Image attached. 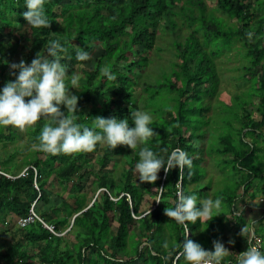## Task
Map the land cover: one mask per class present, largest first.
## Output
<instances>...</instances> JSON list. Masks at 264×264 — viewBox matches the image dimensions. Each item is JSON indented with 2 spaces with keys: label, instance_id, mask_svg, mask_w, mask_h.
<instances>
[{
  "label": "trees",
  "instance_id": "16d2710c",
  "mask_svg": "<svg viewBox=\"0 0 264 264\" xmlns=\"http://www.w3.org/2000/svg\"><path fill=\"white\" fill-rule=\"evenodd\" d=\"M246 3L247 0H45L49 27L32 28L22 15L27 11L24 0H0V87L14 79L9 74L10 63L23 59L28 64L36 55L46 56L49 41L58 40L66 48L61 60L66 83L72 74L80 77L79 88L72 90L78 96V110L68 113L75 115L76 123L94 129L93 118L100 116L125 118L131 126V112L141 110L151 115V126L157 134L134 149L126 162L127 169L110 177L104 169L113 157L124 153L126 145L112 149L104 143L101 155L95 158L100 143L91 152L51 155L39 149L38 136L41 128L52 121L42 118L27 127L35 145L29 148L21 167L14 164L8 168L16 151L3 163L5 173L13 177L22 169L27 171L15 180L0 176V225L6 228L8 221L14 223L9 216L27 217L32 203V211L57 234L69 227L70 217L79 214L63 237L51 234L39 222L15 233L11 226L2 229L10 233V238L4 240L1 264H187L181 255L185 238L206 250H213V241L224 244L225 240L217 236L222 220L207 224L198 219L180 225L164 210L175 205L178 192L195 194L198 201L207 196L197 189L202 179L197 167L203 162L197 145L202 144L204 134L196 132L208 126V108L201 104L218 92L215 60L233 53L247 61L239 69L242 76L238 79L247 81L243 92L252 91L249 105L253 110H245L242 116L237 113L239 131L234 129L235 123L233 127L230 124L231 132L216 127L215 135L208 139L215 144L204 155L230 157L223 166L228 169L230 164L232 176L241 179L234 184V193L220 194L222 204L230 210L225 217L235 220L239 230L246 224L250 228L244 214L239 213L244 201L235 192L241 191L250 200L264 196V171L254 165L256 154L264 149L254 138L256 133L264 135V0ZM160 34L171 38L175 62L157 68L151 76L147 73L149 56L161 53V48L155 46ZM6 37L9 40L5 43ZM77 47L88 50L89 59L78 61ZM105 66L116 74L114 81L100 74V68ZM239 95L234 94L237 100ZM61 111H65L63 105ZM13 127L0 125V144L13 140ZM140 147L165 159L172 150L182 149L192 159V168H174L168 173L161 169L155 182L142 183L135 171ZM87 165L90 167L85 169ZM89 177L94 179L90 191L100 192L94 204L80 213L87 206ZM54 183L65 193L60 206L53 203L51 196ZM237 199L241 204L236 208ZM144 200L149 212L140 217ZM61 212L64 216L53 218ZM262 213L261 222L264 208ZM251 229L264 253V227ZM72 232L75 239L69 249L68 234ZM165 242L167 248L163 247ZM230 245L232 252L222 264H236L237 255L247 249L248 242L235 234Z\"/></svg>",
  "mask_w": 264,
  "mask_h": 264
},
{
  "label": "clouds",
  "instance_id": "9594fccd",
  "mask_svg": "<svg viewBox=\"0 0 264 264\" xmlns=\"http://www.w3.org/2000/svg\"><path fill=\"white\" fill-rule=\"evenodd\" d=\"M44 5L45 0H24L27 11L22 15L27 26L49 27ZM77 49L78 61L89 59L88 50L80 47ZM65 52L66 48L60 41L51 40L46 48V56L36 55L28 64L21 59L18 63L8 65L9 74L14 79L0 87V125L24 129L35 125L42 118L50 119L52 123L44 125L40 130L38 147L51 155L91 152L98 143H105L112 149L117 145H126L134 150L157 135L151 126V115L141 110L131 112V126L125 118L100 116L93 118L94 129L76 123L75 115L70 116L68 113L74 114L78 110V96L70 89L79 88L80 77L72 74L66 83V70L61 63L62 54ZM99 71L109 82L116 79V74L107 66L101 67ZM62 105L65 111H61ZM138 156L135 171L140 182H155L161 169L168 173L174 168L179 171L192 168V159L179 148L172 150L165 159L158 157L147 147H140ZM3 170L4 168H0V172L5 173ZM24 170L27 171V168L22 169ZM32 171L36 178V171ZM34 187L37 189L36 185ZM176 196L175 205L165 208L164 212L180 225H186V222L194 223L198 219L208 224L214 216L220 214V198H204L198 201L195 194L184 195L180 192ZM33 206L34 203L31 209ZM12 220L15 223V218ZM185 236L188 237V233ZM181 246V255L187 264H222L223 258L229 252L218 240L213 241V250H206L189 238H185ZM163 247H168L166 242ZM236 264H264V253L248 242L247 249L237 255Z\"/></svg>",
  "mask_w": 264,
  "mask_h": 264
},
{
  "label": "rangeland",
  "instance_id": "374dc122",
  "mask_svg": "<svg viewBox=\"0 0 264 264\" xmlns=\"http://www.w3.org/2000/svg\"><path fill=\"white\" fill-rule=\"evenodd\" d=\"M254 0H247V3L253 2ZM246 3V4H247ZM221 16V15H219ZM9 40L8 37L3 39V42L6 43V41ZM170 42L171 38L168 36H165L163 34H160L159 37L156 40L155 46L161 48V53L157 55L151 54L150 57V63L148 65L147 73L151 76L155 75V72L158 70L157 68L159 67H167L171 62H175V59L172 56L171 52V47H170ZM11 45L12 41L10 42ZM135 57V56H134ZM243 57L237 56L235 53L227 56V57H222L218 60H215V66H216V73H217V78H218V88H217V94L213 98H207L204 102V104H201L202 106H205L208 108V112L205 114V122L207 121L208 126L205 128H202L201 130H198L196 132V135L204 134V139L201 140L202 144H198L197 148L199 149V153L202 156L203 162L201 163V166H199L198 172L202 174V179L199 181L197 184V189L199 191L204 192L207 194L206 198H220V194L222 192H227L226 195H230L231 193H234L235 191V186L234 184L238 182L241 178L239 177H234L232 174L234 173L232 170V166L229 164V168L226 169L223 166V162L230 157H222L219 155H211L210 157H207L204 155V151L206 149H209V147L214 143V141H210L208 139H211L214 135L213 132L215 128L217 127L218 130H222L223 132H227L233 129L230 127V124L234 125L235 123V128L239 131L240 126H239V120L237 118V113H239L240 116L244 114V111H252L253 108L249 105L250 101V93L243 92L245 89L243 86L247 85L246 80L242 79L239 81L238 77L242 76V71H239V69H242L244 65H246V60L242 59ZM18 56L14 57V60H17ZM254 79L251 82V85L253 83ZM250 85V84H249ZM69 87H71L69 85ZM75 90V89H70V91ZM243 92V93H241ZM238 100L234 96V94H239ZM255 101L254 99L251 100V102ZM246 105H249L247 108L245 107ZM50 119L44 118V121H48ZM233 127V126H232ZM12 131L15 132V135L12 136L13 140L10 143L5 142L4 144H0V168H3V163L6 162L5 160L11 158L12 152L14 151L18 152L14 158H12L11 161L8 163V168L16 164L21 167V163L23 162L25 155L30 153L29 148L34 147L35 142L33 141V138L31 134L28 132L27 127L24 129H20L17 127H13ZM207 131V132H205ZM210 131L212 133H210ZM264 133V129H262ZM1 132V131H0ZM205 132V133H203ZM209 132V133H208ZM195 133V132H194ZM3 134H5V131H3ZM236 134V133H235ZM238 134V133H237ZM258 142H259V147L264 148V135H259L256 133L254 137ZM0 143H3L1 140ZM104 148V143L99 144V148L95 151L93 157L95 158L98 155H101L102 149ZM99 150V151H98ZM26 153V154H25ZM134 154V150L129 149L128 147L125 148L124 153L122 155H117L113 157V160L111 163L108 165L107 168L104 169V173L108 174L110 177H113L117 175L118 172H120L122 169H127L126 162L128 161L129 158H131ZM254 159V165L257 169L260 171H264V149L259 151ZM93 159V161L96 159ZM94 161V162H95ZM92 165V163H91ZM90 166H85L84 168H88ZM4 171V170H3ZM80 174H83L84 171H79ZM78 172V173H79ZM78 175V174H77ZM87 174L84 175L86 177ZM244 177V176H243ZM258 178V177H257ZM74 179L73 181L75 182ZM93 177H89L87 179V185L88 188L86 189V208L82 210L80 213L85 212L89 207H91L94 204V199H96L97 194L100 192L98 189L91 192L90 190L93 189V185L90 186L91 182L93 181ZM258 181V180H257ZM49 183L52 184L51 179L49 180ZM145 183V182H142ZM152 184V183H150ZM54 187H51L50 190L51 193L54 195H51L54 198V204L56 206H60L61 202V195L65 194L62 192V190L59 189V187H56L57 184L54 183ZM49 186V185H48ZM209 186L208 189L205 187ZM193 187V186H192ZM190 187V188H192ZM236 197H239L244 201V203L240 206L242 210L240 213L244 212V220L246 223L250 224V228L247 227V224L244 226L242 230H239V228L236 227V221H230L229 218L231 217H225L228 215L230 210L227 208L226 204H222L221 209H220V214L214 216L208 223H216L217 221L222 220V222L219 224V232H218V237L221 236L222 239L225 240L224 246L225 248L229 251L224 258H227L232 250L229 241H232V236L235 234H241L242 236V241L246 239L247 242L250 240V236L253 232L251 229H258L259 226L264 227V221L261 222L262 215H263V208H264V196H258L257 198L254 199H248L246 196L241 195V191L235 192ZM56 196V198L54 197ZM147 198L149 196H146ZM235 207L237 208L238 205L241 204V200L238 201V199L235 201ZM148 204L146 200L142 202V208L143 211L140 214V217H143L146 215L149 211H147L145 208H147ZM250 206V207H249ZM152 208V207H151ZM149 210V209H148ZM79 214V213H78ZM74 215L70 217L69 219V227H66L64 230L61 231V233L58 232L55 233L56 236L58 237H63L67 231H69L70 227L73 225V220L77 215ZM215 215V213H214ZM53 218L55 217H62L64 216V213H58L57 215H52ZM10 218H15V216H9ZM223 217V219H222ZM17 218H15V224L12 223V221H8V226L6 228H11L13 229V233L19 230H23L25 228H20L16 224ZM139 225V224H138ZM47 226L43 222V227L45 228ZM50 226V225H49ZM140 226V225H139ZM138 226V227H139ZM137 227V228H138ZM5 227L0 225V252L2 250V246L4 244V240L10 238V233L7 231L2 232L3 230H6ZM135 228V229H137ZM207 230V227H206ZM74 231V230H73ZM136 231V233H138ZM250 232L249 234H247ZM187 235V233H185ZM189 235V234H188ZM137 236H140L138 234ZM75 239V233L72 232L70 235L68 234V247L69 249L72 248L73 243ZM143 245L141 246V248ZM72 252V250H71ZM1 264V263H0Z\"/></svg>",
  "mask_w": 264,
  "mask_h": 264
},
{
  "label": "built area",
  "instance_id": "2783aa9c",
  "mask_svg": "<svg viewBox=\"0 0 264 264\" xmlns=\"http://www.w3.org/2000/svg\"><path fill=\"white\" fill-rule=\"evenodd\" d=\"M26 170L22 171L17 177H12L6 173H2L0 172V176L4 177L5 179L7 180H15L17 179L18 177L20 176H23L26 172ZM40 222V224L43 226V223L38 219V217L34 214V212L32 211V209L29 211V215L25 218H19L17 219L16 221V224L20 227V228H25V227H28L29 225L33 224L34 222ZM44 228V227H43ZM45 229L48 230L51 234H54V231H53V227L51 226H45ZM258 237L257 236H254L253 233L251 234L250 236V244L253 245V246H257L259 249H260V240H259V244H257V241H258Z\"/></svg>",
  "mask_w": 264,
  "mask_h": 264
},
{
  "label": "crops",
  "instance_id": "0c3cea01",
  "mask_svg": "<svg viewBox=\"0 0 264 264\" xmlns=\"http://www.w3.org/2000/svg\"><path fill=\"white\" fill-rule=\"evenodd\" d=\"M250 207V206H249ZM240 210H242V208H240ZM241 211H239V213H240ZM243 214H244V212H243Z\"/></svg>",
  "mask_w": 264,
  "mask_h": 264
}]
</instances>
